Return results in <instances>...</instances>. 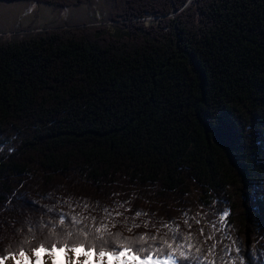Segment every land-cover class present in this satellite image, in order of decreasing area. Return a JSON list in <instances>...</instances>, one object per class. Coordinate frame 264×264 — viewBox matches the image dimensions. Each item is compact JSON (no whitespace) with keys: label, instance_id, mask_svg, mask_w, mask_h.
I'll return each mask as SVG.
<instances>
[{"label":"trees","instance_id":"obj_1","mask_svg":"<svg viewBox=\"0 0 264 264\" xmlns=\"http://www.w3.org/2000/svg\"><path fill=\"white\" fill-rule=\"evenodd\" d=\"M116 18L120 35L0 39V255L51 245L64 213L88 244L163 246L178 227L192 255L233 264L227 240L209 255L227 207L231 236L264 264V0H124Z\"/></svg>","mask_w":264,"mask_h":264},{"label":"snow or ice","instance_id":"obj_2","mask_svg":"<svg viewBox=\"0 0 264 264\" xmlns=\"http://www.w3.org/2000/svg\"><path fill=\"white\" fill-rule=\"evenodd\" d=\"M4 145H0V151H3ZM226 203V202H225ZM78 206H83L87 208L89 205L87 202H84L83 205H80V202H77ZM63 206V205H62ZM99 207V204L96 205ZM117 207H123V203L118 204ZM49 211H53L49 209ZM104 212L111 217V210L108 208L104 209ZM230 210L225 207L223 211H218L215 215L218 217V221H211V225L214 232H222L223 236L220 240H217L216 243L212 244L209 247V255H214L216 245L223 244L225 240L230 242L231 246L235 247V255L232 254V247L230 245H223L224 253L232 260L233 264H253L250 256H246L243 253V248L240 245L238 238H233L231 236V231L234 230V226L228 224L227 218L230 216ZM147 215L141 211H137L135 216ZM185 223L188 224L189 232H191L192 225L189 221L192 217H189L188 212L185 211L182 213ZM58 219L59 224L66 225L68 227L67 232L58 230V227L55 223L47 224L53 232H56L54 242L49 245L47 240L51 239V234L46 237L44 242H41L37 247H25L26 242H22L18 245L16 250L8 252L6 255H0V264H4L7 259H13L14 264H47L46 258H51V264H57V256L62 255L64 260L61 264H109V260L113 264H216L215 259L212 261H205L201 255H192V249L194 245L190 242L191 235L188 237H181L179 235V229L173 228L172 230V243L168 241H163V246H166L168 249H171L172 252H178L179 257L177 258L172 254V252L167 253L164 258H160L157 253L163 251V246H148V247H133L131 242L121 240L123 246H117L112 244L109 246L108 241L104 240L103 236H96L94 240L98 239L103 241L101 244L97 245L95 242L92 244L86 243L85 240L80 239V235L83 234L85 237L92 235V232L88 229L87 225L83 224V218L77 220L76 217H69L64 213L58 214L54 217ZM93 219V228L96 232H107V225L100 221V226L97 227V222ZM174 223V222H172ZM196 223L199 224L200 221L196 220ZM219 223L220 227L217 228L216 225ZM115 226V225H113ZM137 225H132L136 227ZM166 227H172V224L165 225ZM264 230V229H262ZM37 229H30L32 232L31 239H35ZM200 234L204 235V229H200ZM75 236L76 240L69 244L67 241ZM137 241H146L149 239L147 236H139L136 238ZM150 239L155 240L156 237H151ZM214 237L208 235L207 240H212ZM196 253H200L202 250L199 247L195 248ZM19 257V259H17ZM83 257V259H81ZM90 257H95V260H89ZM131 257V259H128ZM220 264H227V261L223 257L220 258Z\"/></svg>","mask_w":264,"mask_h":264},{"label":"rangeland","instance_id":"obj_3","mask_svg":"<svg viewBox=\"0 0 264 264\" xmlns=\"http://www.w3.org/2000/svg\"><path fill=\"white\" fill-rule=\"evenodd\" d=\"M123 3L124 0H0V39L87 26H107L120 35L124 29L115 19ZM153 19L156 17L145 20Z\"/></svg>","mask_w":264,"mask_h":264},{"label":"bare ground","instance_id":"obj_4","mask_svg":"<svg viewBox=\"0 0 264 264\" xmlns=\"http://www.w3.org/2000/svg\"><path fill=\"white\" fill-rule=\"evenodd\" d=\"M17 259H19V257H17ZM81 259H83V257H81ZM128 259H131V257H129ZM47 260V264H51V258H46ZM57 264H61V262L64 260V257L62 255H58L57 258ZM89 260H92L94 261L95 260V257H90ZM4 264H14V261L13 259H7ZM109 264H113L112 261L109 260Z\"/></svg>","mask_w":264,"mask_h":264},{"label":"water","instance_id":"obj_5","mask_svg":"<svg viewBox=\"0 0 264 264\" xmlns=\"http://www.w3.org/2000/svg\"><path fill=\"white\" fill-rule=\"evenodd\" d=\"M190 3V2H189ZM176 14V12H174L173 16Z\"/></svg>","mask_w":264,"mask_h":264}]
</instances>
